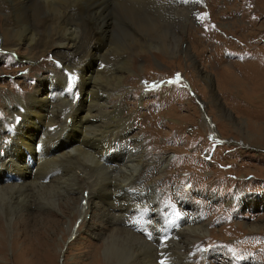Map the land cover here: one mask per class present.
Returning a JSON list of instances; mask_svg holds the SVG:
<instances>
[{
	"label": "rangeland",
	"instance_id": "374dc122",
	"mask_svg": "<svg viewBox=\"0 0 264 264\" xmlns=\"http://www.w3.org/2000/svg\"><path fill=\"white\" fill-rule=\"evenodd\" d=\"M182 1L186 4L143 3L150 19L161 24L156 30L163 34L160 39L152 37L139 46L129 30H117L113 43L123 51L112 58L111 66L119 80L111 81L109 87L118 88L114 94L122 95L125 113H131L132 136L141 134L146 141L151 166L145 168L149 170L145 183H153L166 209L176 207L180 214L173 216L179 221L195 216L199 220L195 228L201 231L188 233L185 242L191 264H264V0ZM4 50L0 48V93L11 94L0 96L5 123L22 91L32 89L33 93L41 82V94L48 93L45 72L53 71L64 85L74 83L76 71L66 69L56 58L29 64L20 59L25 47L15 53ZM232 73L236 80L229 78ZM178 75L188 81L203 109L188 89L180 87ZM164 79L170 81L152 88ZM119 100L113 98L115 103ZM209 123L221 141H216ZM156 161H161L159 167ZM94 180L93 174L83 180L80 190L88 194L84 183ZM72 196L76 194L71 187L64 186L56 191L55 208L35 202L28 212L0 197L5 238L0 264H94V247L99 248L102 241L80 226V218L72 217L67 205ZM72 226L79 233L69 234ZM154 226L155 241L149 243L158 248L165 244L159 241L165 233L162 222ZM257 226L260 233L250 235V228ZM24 229L26 240L20 232ZM16 238L19 244L14 246ZM98 258L101 264L126 262H109L101 251Z\"/></svg>",
	"mask_w": 264,
	"mask_h": 264
},
{
	"label": "bare ground",
	"instance_id": "6f19581e",
	"mask_svg": "<svg viewBox=\"0 0 264 264\" xmlns=\"http://www.w3.org/2000/svg\"><path fill=\"white\" fill-rule=\"evenodd\" d=\"M144 2L0 0L2 50L15 53L25 47L20 55L25 63L52 57L66 69L76 71L72 85H64V79L53 71L45 72L49 91L44 95L40 82L44 80L37 75V88L33 93L28 89L17 95L7 123L0 109V197L25 212L36 203H50L55 208L59 200L54 197L56 191L70 186L76 194L67 204L72 217L80 218V226L102 241L99 248H93L94 264H101L99 251L109 262L191 264L185 242L188 233L201 231L195 228L199 221L196 216L179 221L173 216L180 214L176 207L166 209L153 183H145V173L149 174L145 168L151 166L145 153L146 141L141 134L132 136L131 113H125L126 104L120 103L122 95L114 94L118 88L109 87L111 81L119 80L111 66L112 58L122 56L123 51L113 43L117 30H129L139 46L163 36L156 31L159 21L150 19L147 6L142 8ZM0 94L1 99L5 94L11 96ZM115 97L120 98L116 103ZM140 121L137 124L142 126ZM213 130L211 125V132L216 133ZM30 160L32 164L28 165ZM155 164L159 167L161 161ZM92 174L96 180L84 183L89 187L85 194L79 183L90 180ZM5 175L8 177L2 180ZM157 175L162 176V172ZM11 177L14 180L10 181ZM159 222L163 223L165 237L157 239L165 244L156 248L149 242L155 241L154 225ZM260 228H250L249 234L260 233ZM20 232L26 240L28 231ZM2 233L0 226V254L5 249ZM68 233L77 234L79 229L72 226ZM18 244L16 238L14 246Z\"/></svg>",
	"mask_w": 264,
	"mask_h": 264
},
{
	"label": "water",
	"instance_id": "95a60500",
	"mask_svg": "<svg viewBox=\"0 0 264 264\" xmlns=\"http://www.w3.org/2000/svg\"><path fill=\"white\" fill-rule=\"evenodd\" d=\"M194 98H195V100H196V102L198 103V105L199 106H201L202 107V105H201V102L200 101H198V99L196 98V96L194 95ZM208 119V118H207ZM209 120V119H208ZM210 122V121H209ZM209 125H210V123H209ZM215 137H217V134L215 133V135H214ZM218 138V137H217Z\"/></svg>",
	"mask_w": 264,
	"mask_h": 264
},
{
	"label": "crops",
	"instance_id": "0c3cea01",
	"mask_svg": "<svg viewBox=\"0 0 264 264\" xmlns=\"http://www.w3.org/2000/svg\"><path fill=\"white\" fill-rule=\"evenodd\" d=\"M228 75L230 76L229 78L232 79V80H236V78H237L236 75L233 74V73H232V74H228ZM228 82H229V81H228ZM247 98H248V97H247Z\"/></svg>",
	"mask_w": 264,
	"mask_h": 264
}]
</instances>
